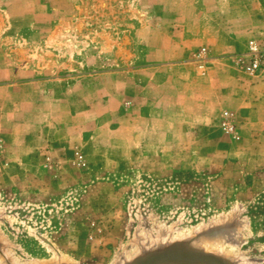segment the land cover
<instances>
[{
    "label": "rangeland",
    "instance_id": "1",
    "mask_svg": "<svg viewBox=\"0 0 264 264\" xmlns=\"http://www.w3.org/2000/svg\"><path fill=\"white\" fill-rule=\"evenodd\" d=\"M227 44L261 70L264 0H0V264H264V139L225 79L199 120L158 66Z\"/></svg>",
    "mask_w": 264,
    "mask_h": 264
},
{
    "label": "crops",
    "instance_id": "2",
    "mask_svg": "<svg viewBox=\"0 0 264 264\" xmlns=\"http://www.w3.org/2000/svg\"><path fill=\"white\" fill-rule=\"evenodd\" d=\"M233 48V44H227L223 46L219 54L211 56L209 59L210 64L206 66V73L204 75H200L195 64L187 59L158 63V66L167 70L169 73L168 78H171L172 81H175L172 73L176 71L173 74L175 76L179 75L176 78V81L179 84L185 86H190L192 84L199 85V89L195 92H190L188 86L187 90L183 89L182 92L178 94L183 100L181 101L180 106H183L184 110L187 109L185 107L192 106L196 116L194 118L199 120L203 119L208 106L209 74H216L217 81L220 78L223 80L225 79V85H227L225 86L227 87L226 91L225 93H222L220 97L216 94L215 97L217 98V102L219 98H221L223 107L230 108L234 111L239 110L240 113H242V130L245 129L247 124H250L254 130L249 129V134H251L254 143H257L259 139H264V131H262V128H264V66H262L257 74L249 76L245 80H241L239 74L240 71L231 63V56H234V53L232 52L234 51ZM147 69L150 68H143L142 70L149 71ZM151 72L156 75V68L153 67ZM10 85L11 84H8V86ZM59 89L62 90V88ZM238 90L243 91L241 96L235 94V91ZM168 97L167 95H159V101H154L152 105L154 108H161L159 109V113L163 116H170V114H172L169 110V106L171 105L168 102ZM48 98L49 102H51V94H49ZM175 109L177 108L173 107V110ZM47 125H49V127L55 132H57L59 128H62L59 124H55L53 121H50ZM83 125L86 126L85 123ZM121 128L122 124H120L118 129ZM45 137L46 136L43 132V141L45 140Z\"/></svg>",
    "mask_w": 264,
    "mask_h": 264
},
{
    "label": "bare ground",
    "instance_id": "3",
    "mask_svg": "<svg viewBox=\"0 0 264 264\" xmlns=\"http://www.w3.org/2000/svg\"><path fill=\"white\" fill-rule=\"evenodd\" d=\"M169 246V245H168ZM175 247V246H173ZM165 248V247H164ZM178 248V247H177ZM180 249V248H178ZM178 249L175 248H170L162 253L156 254V255H151L149 257H145L141 260H139L136 264H155L159 261H165V260H178L181 259L182 257H184L186 254H184L181 249L180 251ZM190 249V248H189ZM195 251V250H194ZM155 252V251H154ZM189 252V251H188ZM152 253V252H150ZM148 253V254H150ZM148 256V255H147ZM204 256V255H202ZM186 257V256H185ZM206 258H210V259H204V258H199L196 261L198 262H205V263H209V264H226V262H224L221 258L217 257V256H210V254L205 255ZM213 260V261H212ZM162 263V262H161ZM171 263V262H170ZM167 264V263H166ZM181 264V263H180ZM183 264V263H182ZM228 264V263H227Z\"/></svg>",
    "mask_w": 264,
    "mask_h": 264
},
{
    "label": "built area",
    "instance_id": "4",
    "mask_svg": "<svg viewBox=\"0 0 264 264\" xmlns=\"http://www.w3.org/2000/svg\"><path fill=\"white\" fill-rule=\"evenodd\" d=\"M257 66V60H254L252 65L248 67L249 70H254ZM230 130L232 129L231 127L229 128Z\"/></svg>",
    "mask_w": 264,
    "mask_h": 264
},
{
    "label": "water",
    "instance_id": "5",
    "mask_svg": "<svg viewBox=\"0 0 264 264\" xmlns=\"http://www.w3.org/2000/svg\"><path fill=\"white\" fill-rule=\"evenodd\" d=\"M210 256H213V255H210Z\"/></svg>",
    "mask_w": 264,
    "mask_h": 264
}]
</instances>
